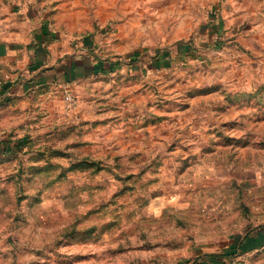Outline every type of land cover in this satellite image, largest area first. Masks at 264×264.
<instances>
[{
	"label": "rangeland",
	"instance_id": "1",
	"mask_svg": "<svg viewBox=\"0 0 264 264\" xmlns=\"http://www.w3.org/2000/svg\"><path fill=\"white\" fill-rule=\"evenodd\" d=\"M33 2L95 67L0 88V264H264V0Z\"/></svg>",
	"mask_w": 264,
	"mask_h": 264
},
{
	"label": "crops",
	"instance_id": "2",
	"mask_svg": "<svg viewBox=\"0 0 264 264\" xmlns=\"http://www.w3.org/2000/svg\"><path fill=\"white\" fill-rule=\"evenodd\" d=\"M55 37L62 36L53 32L33 0H0V88L8 86L17 97L36 87L69 85L94 70L93 57L71 53L72 48ZM236 244L240 254L264 248V224L247 231ZM194 264L230 261L226 255L209 254Z\"/></svg>",
	"mask_w": 264,
	"mask_h": 264
}]
</instances>
